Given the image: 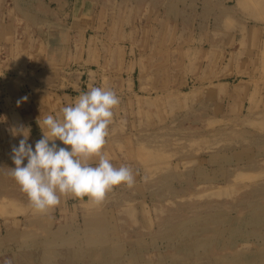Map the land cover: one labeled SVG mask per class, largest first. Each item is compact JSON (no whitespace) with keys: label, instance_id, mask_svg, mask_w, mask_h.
Wrapping results in <instances>:
<instances>
[{"label":"rangeland","instance_id":"374dc122","mask_svg":"<svg viewBox=\"0 0 264 264\" xmlns=\"http://www.w3.org/2000/svg\"><path fill=\"white\" fill-rule=\"evenodd\" d=\"M263 2L237 0V8L257 18ZM239 45L237 79L250 73L245 59L264 57ZM189 85L114 109L107 137L134 182L92 203L104 211L97 220L43 222L0 199V264H264V112L243 93L239 103L218 102Z\"/></svg>","mask_w":264,"mask_h":264},{"label":"crops","instance_id":"0c3cea01","mask_svg":"<svg viewBox=\"0 0 264 264\" xmlns=\"http://www.w3.org/2000/svg\"><path fill=\"white\" fill-rule=\"evenodd\" d=\"M237 7V0H0V199H14L43 222L69 214L92 223L104 214L87 197L71 196L37 214L10 175L12 147L23 138L13 129L30 127L34 147L42 136L37 118L62 115L92 87L111 89L127 103L190 82L198 98L239 103L243 93L254 113L264 112V57L245 59L242 71L250 73L236 78L241 41L246 56L264 53V2L257 18ZM113 143L107 137L103 153L114 167L125 166Z\"/></svg>","mask_w":264,"mask_h":264},{"label":"clouds","instance_id":"9594fccd","mask_svg":"<svg viewBox=\"0 0 264 264\" xmlns=\"http://www.w3.org/2000/svg\"><path fill=\"white\" fill-rule=\"evenodd\" d=\"M27 99L22 97L17 105ZM119 103L113 90L90 88L74 103L63 107L62 115L37 118L42 136L34 147L28 143L30 127L21 124L13 129V136L23 138L18 146L12 147L15 167L10 168V175L26 194L35 213L46 214L56 208L62 196L87 197L98 204L114 186L132 185L131 169L114 167L102 151ZM93 158H98L95 166L90 163Z\"/></svg>","mask_w":264,"mask_h":264}]
</instances>
